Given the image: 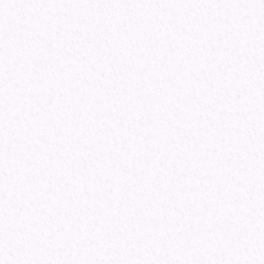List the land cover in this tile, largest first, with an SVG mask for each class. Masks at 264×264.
<instances>
[{
    "label": "snow or ice",
    "instance_id": "snow-or-ice-1",
    "mask_svg": "<svg viewBox=\"0 0 264 264\" xmlns=\"http://www.w3.org/2000/svg\"><path fill=\"white\" fill-rule=\"evenodd\" d=\"M0 264H264V0H0Z\"/></svg>",
    "mask_w": 264,
    "mask_h": 264
}]
</instances>
